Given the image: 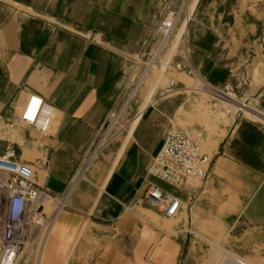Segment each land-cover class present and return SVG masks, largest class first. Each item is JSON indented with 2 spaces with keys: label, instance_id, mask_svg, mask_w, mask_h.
<instances>
[{
  "label": "crops",
  "instance_id": "1",
  "mask_svg": "<svg viewBox=\"0 0 264 264\" xmlns=\"http://www.w3.org/2000/svg\"><path fill=\"white\" fill-rule=\"evenodd\" d=\"M163 1L0 0V152L13 148L33 166L37 183L63 191L125 95ZM263 10L260 0H201L183 36L191 70L213 85L226 84L232 64L220 55L219 37L264 35ZM151 94L135 103L127 131L94 155L35 264H195L201 229L229 235L226 246L237 253L248 237L252 246L264 243V126L237 118L205 179L177 188L145 178L180 110L174 99L150 102ZM256 99L264 109V94ZM26 109L48 119L45 130L18 120ZM255 111L249 104L244 109L254 118ZM149 184L180 200L172 220L134 204ZM22 258L19 264H30L29 256Z\"/></svg>",
  "mask_w": 264,
  "mask_h": 264
},
{
  "label": "rangeland",
  "instance_id": "2",
  "mask_svg": "<svg viewBox=\"0 0 264 264\" xmlns=\"http://www.w3.org/2000/svg\"><path fill=\"white\" fill-rule=\"evenodd\" d=\"M182 1L185 8L180 13V19L168 44L159 55L154 67L147 69L145 74L146 64L154 49L152 38L149 45L137 56V64L131 72L129 87L118 107L103 125L93 148L102 143L101 150L109 141L127 131L135 117L134 113L139 109L138 106L135 107V103L141 105L144 96L151 89L150 102L157 99H174L180 104L179 113L175 116L171 127L187 126L200 132L203 150L210 157L213 156L218 143L225 138L237 118L245 116L256 119L246 112H238L237 107L244 103L249 104L254 110L259 108L256 97L260 93L264 94V35H259L261 31L254 35L253 40L256 44L253 40L239 41L235 38L230 42L226 37L220 36L217 47L221 49L220 55L223 53V60L232 64L228 68L233 75L229 77L226 84L213 85L197 71L191 70L184 49V45L187 47V36L184 44L183 36L186 33V27L183 23L187 25V21L192 20L201 0H171V9L179 10ZM260 2L264 4V0ZM189 17L190 20H188ZM259 17L264 19V10L260 12ZM227 51L229 56L225 58ZM160 62L165 64L164 68H161ZM143 74V79L139 80ZM134 87L136 90L129 98ZM219 95H228L237 107L221 101L222 98ZM137 100L139 102H136ZM132 106L134 109L130 113ZM247 111L250 110L247 109ZM118 113V117L113 121ZM45 206L48 210L50 200L46 201ZM176 215L167 220H172ZM201 231L204 233L203 236L196 235V238L203 242V249L195 264H222L226 256L231 258L240 256L250 264H264V243L252 246L251 238L248 237L245 239V251L237 253L226 246L230 243L229 235H215L208 229H201ZM213 242H217L218 246L213 245ZM42 243L39 238L32 246L28 245L21 254L23 257H21V263L29 256L30 264H35L39 252L42 251Z\"/></svg>",
  "mask_w": 264,
  "mask_h": 264
},
{
  "label": "built area",
  "instance_id": "3",
  "mask_svg": "<svg viewBox=\"0 0 264 264\" xmlns=\"http://www.w3.org/2000/svg\"><path fill=\"white\" fill-rule=\"evenodd\" d=\"M171 0H164L159 19L152 35L154 49L149 64L154 65L159 55L174 34L178 18L185 5L180 9H171ZM164 68V63H159ZM255 108V107H254ZM255 117L264 126V109L255 108ZM242 109L238 108V112ZM22 123L45 130L48 119H37L29 109L18 117ZM102 147L97 144L87 155L81 171L63 191L52 193L35 180L33 166L15 155V150L6 147L0 152V264H19L23 250L32 246L41 238L45 242L52 229L57 215L68 207L74 186L84 178L94 155ZM93 156V157H92ZM212 157L203 150V139L200 132L190 127H171L164 136L163 143L146 169L145 178L152 176L161 179L174 187H182L190 182H199L209 173ZM13 199H22L24 209L17 219H13L11 206ZM50 200L46 210L45 203ZM134 204H147L166 218L173 217L180 207V200L169 191L149 184L142 195L135 197ZM24 254V253H23ZM148 264H154L149 262ZM225 264H248L244 258H229Z\"/></svg>",
  "mask_w": 264,
  "mask_h": 264
},
{
  "label": "bare ground",
  "instance_id": "4",
  "mask_svg": "<svg viewBox=\"0 0 264 264\" xmlns=\"http://www.w3.org/2000/svg\"><path fill=\"white\" fill-rule=\"evenodd\" d=\"M178 19H180V16H179V18ZM188 20H190V17L188 18ZM179 21V20H178ZM188 22V21H187ZM183 25H184V27H186V23H183ZM183 25H182V28H183ZM176 42H177V40H176ZM149 67H154V65H152V64H149ZM160 70H162V69H160ZM143 76H144V74L140 77V79L139 80H141V78L143 79ZM221 98H222V100L221 101H226V103L228 102V104L230 103V104H232V106H235V107H237L236 106V104H235V102L233 101V99L232 98H230L228 95H219ZM146 100V99H145ZM143 106V105H142ZM247 106V104H240L238 107H237V109L238 108H240V109H242V111L244 112V108ZM143 108V107H142ZM144 109V108H143ZM142 109V110H143ZM249 110V109H248ZM113 121H115V119H113ZM93 157V156H92ZM218 256V255H217ZM229 258H231V257H224V260H223V262H222V264H225V262H226V260H228ZM245 260V259H244ZM246 261V260H245ZM247 262V261H246ZM248 263V262H247ZM248 264H250V263H248Z\"/></svg>",
  "mask_w": 264,
  "mask_h": 264
},
{
  "label": "clouds",
  "instance_id": "5",
  "mask_svg": "<svg viewBox=\"0 0 264 264\" xmlns=\"http://www.w3.org/2000/svg\"><path fill=\"white\" fill-rule=\"evenodd\" d=\"M24 209V201L22 199H13L11 206V213L13 219H17L20 216V213Z\"/></svg>",
  "mask_w": 264,
  "mask_h": 264
}]
</instances>
